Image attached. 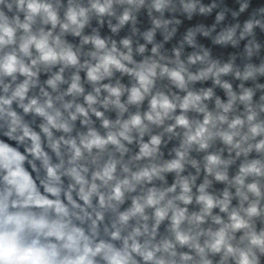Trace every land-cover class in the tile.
Masks as SVG:
<instances>
[{
  "label": "clouds",
  "instance_id": "9594fccd",
  "mask_svg": "<svg viewBox=\"0 0 264 264\" xmlns=\"http://www.w3.org/2000/svg\"><path fill=\"white\" fill-rule=\"evenodd\" d=\"M0 264H264V0H0Z\"/></svg>",
  "mask_w": 264,
  "mask_h": 264
}]
</instances>
